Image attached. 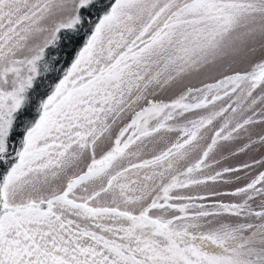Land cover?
<instances>
[{
    "label": "rangeland",
    "instance_id": "1",
    "mask_svg": "<svg viewBox=\"0 0 264 264\" xmlns=\"http://www.w3.org/2000/svg\"><path fill=\"white\" fill-rule=\"evenodd\" d=\"M93 2L0 0V264H264V0H116L46 69Z\"/></svg>",
    "mask_w": 264,
    "mask_h": 264
},
{
    "label": "trees",
    "instance_id": "2",
    "mask_svg": "<svg viewBox=\"0 0 264 264\" xmlns=\"http://www.w3.org/2000/svg\"><path fill=\"white\" fill-rule=\"evenodd\" d=\"M98 1L101 2V0H98ZM115 1L116 0H109L108 2L107 1L104 2L103 6H100L101 4H96L97 1L95 0V2L91 3L87 7L86 12L84 11L85 7L82 8L79 13L83 14L85 17H88L90 19H91L90 14L95 12L94 13V20L92 21V25L89 28V31H87L83 36H81V37L79 36L78 38L74 39L75 41L72 40L76 36L75 31L74 32H69L66 30L61 31L60 32V37H61L60 42L54 46L46 47V49H44L42 60H45V64L47 65L46 69H53V68L57 67L58 65H60L62 61H64L62 68L64 70L68 69L70 67L71 63H73L74 60L76 59L79 52L84 47L87 46L89 39H90V36L93 33L97 22L109 14L110 8ZM62 32H64V33H62ZM69 35L73 36L71 38V43H69V44H71V46L68 48L69 50L67 52H63L61 50V48H62L61 45H62V41H63L62 38L65 37V38L70 39ZM35 90H36V88H34V87L31 88V90H30L31 94L28 95L29 96L28 98H33V93L35 92ZM51 92H52V90L49 92H46L40 98V101H44L45 99H47V97L50 95ZM27 113H28L27 122L23 126L22 133L18 136L19 137L18 143H15L12 146L13 150L15 149V151L19 148V146L23 147L22 145L24 144V140H23L24 134L31 127H33L37 123L38 119L40 118V116H39L40 110H38L37 113L30 112V111H28ZM23 114H26V112L23 111ZM15 162L10 161L7 165H0V181L3 179V177L6 174H8L9 170H11L13 168Z\"/></svg>",
    "mask_w": 264,
    "mask_h": 264
},
{
    "label": "bare ground",
    "instance_id": "3",
    "mask_svg": "<svg viewBox=\"0 0 264 264\" xmlns=\"http://www.w3.org/2000/svg\"><path fill=\"white\" fill-rule=\"evenodd\" d=\"M56 92V91H55ZM2 182H3V180H2ZM1 185V184H0Z\"/></svg>",
    "mask_w": 264,
    "mask_h": 264
}]
</instances>
